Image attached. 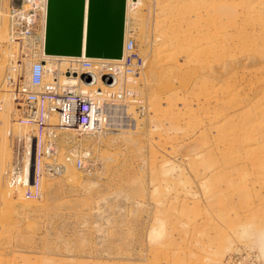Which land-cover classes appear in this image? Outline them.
Segmentation results:
<instances>
[{
    "label": "rangeland",
    "instance_id": "1",
    "mask_svg": "<svg viewBox=\"0 0 264 264\" xmlns=\"http://www.w3.org/2000/svg\"><path fill=\"white\" fill-rule=\"evenodd\" d=\"M20 2L2 0L7 37ZM141 2L148 41L137 42L133 15L127 39L154 56L128 92L138 94L119 99L130 111H116V128L76 132L77 146L57 137L55 164L71 161L79 180L15 199L0 164V264H264V0ZM10 101L18 135L32 118Z\"/></svg>",
    "mask_w": 264,
    "mask_h": 264
},
{
    "label": "built area",
    "instance_id": "2",
    "mask_svg": "<svg viewBox=\"0 0 264 264\" xmlns=\"http://www.w3.org/2000/svg\"><path fill=\"white\" fill-rule=\"evenodd\" d=\"M9 15L8 42L17 43L16 49L20 58L28 59L33 56L35 59L27 70L25 83L21 82V77L10 73L7 75L8 88L13 94L14 101H18L21 106L25 105L32 118L34 139L40 147L39 153L54 155L53 150H51L53 153L48 149L44 151L45 146H41L44 131L52 116L57 117L56 126L72 129L80 134L94 131L101 123L100 126L109 125L113 116L112 110L120 104L119 99L123 98L124 93L108 92V88L111 90L117 85L119 70L124 69L126 75L135 77L136 65L139 61L143 62L134 40L129 38L126 44L129 52L122 63L97 61L85 57L63 60L60 56H51L54 62H47L40 57L38 51H35L45 45L42 36L47 19L45 1L21 0L17 6L11 8ZM25 43H28L27 49ZM104 66L112 75L111 82L104 76ZM82 67L89 70L92 76L90 81L83 77ZM142 67L143 63L140 70ZM46 75H50L52 80L45 82ZM128 92L130 90L125 94ZM38 159H41V155H38ZM77 162L78 166L82 165L81 159Z\"/></svg>",
    "mask_w": 264,
    "mask_h": 264
},
{
    "label": "bare ground",
    "instance_id": "3",
    "mask_svg": "<svg viewBox=\"0 0 264 264\" xmlns=\"http://www.w3.org/2000/svg\"><path fill=\"white\" fill-rule=\"evenodd\" d=\"M44 1H45V7L48 8V0H44ZM46 2H47V6H46ZM147 7L148 6L146 4L143 5L141 0H137V1L127 0L124 48H123L122 58L121 59H115V60L108 59L105 62L122 63L125 61V57L127 56V53L129 52V51H127V48H126V44L130 38L129 37L127 39V36L129 34V30H130V29H128V19L132 15L134 17H136L137 20L140 21L139 28L137 29V30H139V36L137 38V42L139 43L140 46L145 47V38L148 41V37H147L148 34L146 31L147 26L145 27V19H144V18H146V15L144 14L143 10H145ZM2 8H4V7L2 4V0H0V21H2L1 22L2 26H0V40H2L5 44V46H2V48H0V54L4 55L3 56L4 57L3 63H0V72L4 69L5 65H7L9 63L12 66V71H13L12 75L21 77L22 78L21 82L25 83L26 78H27L26 72H27V70H29V67L34 62L35 58L33 56L29 57L28 59H26L24 57L20 58V56L17 52L12 51V48L8 49L7 44H8V38L9 37H7L8 32H7V28H6V23L8 22V16L6 13L7 10L6 9L2 10ZM86 16H87V12H86ZM46 30H47V19H46L45 30L43 27V31H42V34H43L42 36H43V39L45 40V42H46ZM14 44H13V46H18L17 43L15 45ZM27 45H28V43H27ZM27 45L25 47L26 49L28 48ZM135 46H136V44H135ZM136 48L138 49L141 57L143 58L142 63L145 64V67L142 70L141 75L138 73L140 75L138 78L139 80H137V77H133L129 74L126 75L125 70L121 69L118 71L119 72L118 78L116 77L118 79V83L115 86L116 88L114 87L111 90H109V88H108V90H107L108 92H110V91L112 93H122L123 92L125 94L128 90H130V91H132V89L135 90L137 88V85H138V87L140 86L141 82L139 83V81H141L143 71L146 69V66H147L146 61L149 60V58L153 57L154 54H153L152 49L146 48L145 49L146 58H144L141 51L139 50V47L136 46ZM35 51L39 52V55L43 60H46L47 62H54L52 60L51 56L47 55L45 53V45H44V47H43V45L38 47V49ZM29 59L31 60V63H30ZM61 59L68 60V59H71V57L64 56ZM94 60L98 61V59H94ZM63 65L64 64H62L61 66L63 67ZM136 66L138 67V65H136ZM139 69H140V67H139ZM14 70H15V72H14ZM25 73H26V77H25ZM164 75H167V72H165ZM1 80L3 82L4 81L7 82V76L4 77L0 73V81ZM51 80L52 79H51L50 75L45 76V82L51 81ZM123 88H124V90H123ZM130 93H132V92H130ZM134 93L135 94H128L127 93L125 96H127V98L131 99L133 97V95L135 96L138 94V92L137 93L134 92ZM131 95H132V97H131ZM0 96H1L0 97V112H1L0 113V125H1L0 126V164H1V166L4 167V163H6V160H7V164H9L8 166L10 168L7 167V169L4 171L6 174V179L8 181V185L10 188L20 190V191H13L15 196H12V197L15 199H17V198L20 200H22V199L26 200L27 199L26 201H31L33 199L32 197L37 198L38 196H40V194L43 190V185H44L45 180L53 179V178L60 177V176L61 177L66 176V182L69 184L76 183L79 180L80 175L78 174V172L74 168L70 167V165H73V163L71 161H68V160L66 161V159L64 158L63 164H61V165H63V171H62L61 167H58L59 164H55V163H62V162H59L60 160L58 159V157L60 155V151H59V146L57 144V137L61 134L62 138L64 139V142L66 144H68L69 146H77L78 144H81V142H80L81 138H78L76 136V134H77L76 131L72 130V129H66V128H61L59 126H56V123L58 121L57 117L56 116L51 117V119L49 120V123L47 124L46 129L44 131L45 134H44V139H43L41 146L42 147L45 146L44 151H46L47 149L50 151L51 150L54 151L55 155H51V156H53L52 158L56 162H52V159L49 156H46V155L44 156L42 153H39L40 147L38 146L37 141L34 142V139L32 138V136L34 134L33 133L34 132V129H33L34 124L33 123L32 124L26 123L25 125L22 124L20 126L21 130L18 129L20 131V133H18V135L12 134V133H15L14 129L19 127L15 123L17 125V127H16V125H14V123L12 121L13 113L15 114V111H16L13 108L14 103H12L10 101V98L11 97L13 98V94L10 91V89H7V91H2L0 89ZM98 98H100V97H98ZM112 100L114 101V99H112ZM124 100H121V101H124ZM129 101H131V100H129ZM10 103H11V105H10ZM16 103H18V102H16ZM133 105H135V104H133ZM9 107L11 109L10 111H9ZM144 107H146L145 104H144ZM124 110H126L127 112L130 111V106L129 105L124 106L122 104L116 105L114 110H112L113 116L111 117V123L109 125L100 126V125H102V123H101L99 125L100 127L98 126L92 132L81 133V134L78 132V134L89 136V135H92L95 133H99L100 131L102 132L103 130L107 131L110 127L116 128L118 126L117 122L122 123V121L120 122L119 120L116 119L115 116L117 114L115 115V113L119 112V113L123 114L122 112H124ZM16 113H17V111H16ZM125 115L128 117V114H125ZM118 116H122V115H118ZM26 118L27 117H25V119ZM124 126H126V125H124ZM7 127H9V129ZM10 134H12V138H11L10 144H9L6 140H7V138H9ZM16 135H17V137H16ZM5 138H6V140H5ZM12 145H14V147H15V150H14L15 155H13L15 157H14L13 162H12L13 156H12V149H11ZM22 148L24 149V151H23V154L20 158L18 154L22 153V151L21 152L19 151ZM9 150H10V153H9ZM53 151H51V152L53 153ZM38 155H41L40 160L38 159ZM83 160H84V158H83ZM49 162H52V163L48 164ZM84 162H86V163L88 162V164H89L88 167H91V164L93 162L96 163L95 160L91 161V159L88 160V158ZM46 166H49V167H46ZM3 174H4V172L0 171V180H1L0 194L4 198H6V194L8 192L7 191L8 189H6V187H5L6 185L4 186ZM2 180H3V183H2ZM22 194H24V195L26 194L29 197H25L26 195L24 196ZM42 195H43V192H42Z\"/></svg>",
    "mask_w": 264,
    "mask_h": 264
},
{
    "label": "water",
    "instance_id": "4",
    "mask_svg": "<svg viewBox=\"0 0 264 264\" xmlns=\"http://www.w3.org/2000/svg\"><path fill=\"white\" fill-rule=\"evenodd\" d=\"M126 8L127 0H48L45 53L102 61L121 59ZM103 72L111 82L106 66ZM82 73L86 81L91 80L88 69L82 67Z\"/></svg>",
    "mask_w": 264,
    "mask_h": 264
}]
</instances>
